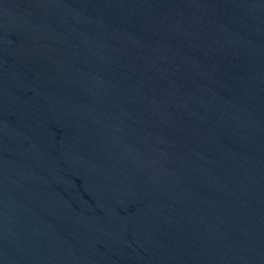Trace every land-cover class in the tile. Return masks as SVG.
<instances>
[{
    "label": "water",
    "instance_id": "95a60500",
    "mask_svg": "<svg viewBox=\"0 0 264 264\" xmlns=\"http://www.w3.org/2000/svg\"><path fill=\"white\" fill-rule=\"evenodd\" d=\"M0 264H264V0H0Z\"/></svg>",
    "mask_w": 264,
    "mask_h": 264
}]
</instances>
